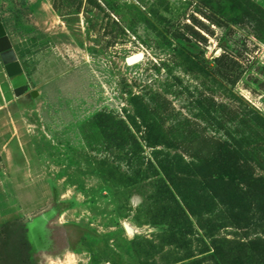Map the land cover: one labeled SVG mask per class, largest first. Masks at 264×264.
Returning <instances> with one entry per match:
<instances>
[{
    "label": "rangeland",
    "instance_id": "rangeland-1",
    "mask_svg": "<svg viewBox=\"0 0 264 264\" xmlns=\"http://www.w3.org/2000/svg\"><path fill=\"white\" fill-rule=\"evenodd\" d=\"M0 17V264H264V0Z\"/></svg>",
    "mask_w": 264,
    "mask_h": 264
},
{
    "label": "water",
    "instance_id": "water-1",
    "mask_svg": "<svg viewBox=\"0 0 264 264\" xmlns=\"http://www.w3.org/2000/svg\"><path fill=\"white\" fill-rule=\"evenodd\" d=\"M0 23H1V17H0ZM2 29V27H0ZM12 44L10 42V39L7 35L4 34V31L2 29V32L0 33V53H5L11 50ZM5 70L8 74V76H15L17 74H20L22 72V67L19 63V61H14L11 63H8L5 65ZM30 87L28 85L22 86L20 88H17L15 90L16 95H20L28 91ZM33 96H38V91L32 92Z\"/></svg>",
    "mask_w": 264,
    "mask_h": 264
},
{
    "label": "bare ground",
    "instance_id": "bare-ground-1",
    "mask_svg": "<svg viewBox=\"0 0 264 264\" xmlns=\"http://www.w3.org/2000/svg\"><path fill=\"white\" fill-rule=\"evenodd\" d=\"M2 32V29L0 28V33Z\"/></svg>",
    "mask_w": 264,
    "mask_h": 264
}]
</instances>
